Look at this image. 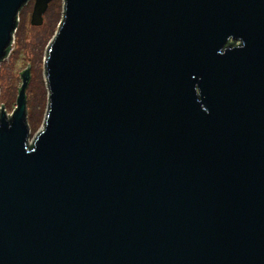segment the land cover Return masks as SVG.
Wrapping results in <instances>:
<instances>
[{"label": "water", "instance_id": "95a60500", "mask_svg": "<svg viewBox=\"0 0 264 264\" xmlns=\"http://www.w3.org/2000/svg\"><path fill=\"white\" fill-rule=\"evenodd\" d=\"M45 54L31 140L29 63L1 104L0 264H264V0H63Z\"/></svg>", "mask_w": 264, "mask_h": 264}, {"label": "rangeland", "instance_id": "374dc122", "mask_svg": "<svg viewBox=\"0 0 264 264\" xmlns=\"http://www.w3.org/2000/svg\"><path fill=\"white\" fill-rule=\"evenodd\" d=\"M33 5L34 0H28L20 8L9 51L0 61V109L3 104L2 110L7 114L16 106L21 84L19 71L27 68L29 63L30 77L25 90L29 140L43 127L48 101L45 53L62 17L63 0H51L48 3L41 25L30 23Z\"/></svg>", "mask_w": 264, "mask_h": 264}, {"label": "trees", "instance_id": "16d2710c", "mask_svg": "<svg viewBox=\"0 0 264 264\" xmlns=\"http://www.w3.org/2000/svg\"><path fill=\"white\" fill-rule=\"evenodd\" d=\"M9 48H10V46L7 48V53H8V51H9ZM26 92V91H25Z\"/></svg>", "mask_w": 264, "mask_h": 264}]
</instances>
